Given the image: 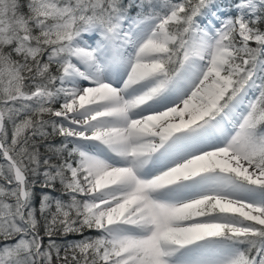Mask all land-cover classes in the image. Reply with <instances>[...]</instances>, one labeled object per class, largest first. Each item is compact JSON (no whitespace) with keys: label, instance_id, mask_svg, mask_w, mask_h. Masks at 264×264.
<instances>
[{"label":"snow or ice","instance_id":"1","mask_svg":"<svg viewBox=\"0 0 264 264\" xmlns=\"http://www.w3.org/2000/svg\"><path fill=\"white\" fill-rule=\"evenodd\" d=\"M0 264H264V0H0Z\"/></svg>","mask_w":264,"mask_h":264},{"label":"trees","instance_id":"2","mask_svg":"<svg viewBox=\"0 0 264 264\" xmlns=\"http://www.w3.org/2000/svg\"><path fill=\"white\" fill-rule=\"evenodd\" d=\"M221 1V0H220ZM224 2V1H223ZM50 143L57 144L59 143V138H54L53 140L49 141ZM43 151V149H42ZM53 160L55 161V157H53ZM39 190V189H38ZM68 239H72V237H68Z\"/></svg>","mask_w":264,"mask_h":264},{"label":"rangeland","instance_id":"3","mask_svg":"<svg viewBox=\"0 0 264 264\" xmlns=\"http://www.w3.org/2000/svg\"><path fill=\"white\" fill-rule=\"evenodd\" d=\"M223 1L225 2V0H221L220 2H221V3H224Z\"/></svg>","mask_w":264,"mask_h":264}]
</instances>
